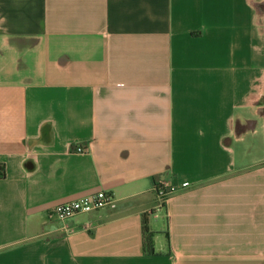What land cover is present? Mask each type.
<instances>
[{"label":"crops","instance_id":"1","mask_svg":"<svg viewBox=\"0 0 264 264\" xmlns=\"http://www.w3.org/2000/svg\"><path fill=\"white\" fill-rule=\"evenodd\" d=\"M259 134L264 0H0V264H264Z\"/></svg>","mask_w":264,"mask_h":264},{"label":"built area","instance_id":"2","mask_svg":"<svg viewBox=\"0 0 264 264\" xmlns=\"http://www.w3.org/2000/svg\"><path fill=\"white\" fill-rule=\"evenodd\" d=\"M71 151L73 153L85 152L79 145L72 146ZM172 191L173 189L171 187L169 188L165 185L157 186L161 207L165 205ZM116 206V200L111 193L100 191L59 205L56 209L55 216L59 221H66L79 214H89L106 208L115 209Z\"/></svg>","mask_w":264,"mask_h":264},{"label":"trees","instance_id":"3","mask_svg":"<svg viewBox=\"0 0 264 264\" xmlns=\"http://www.w3.org/2000/svg\"><path fill=\"white\" fill-rule=\"evenodd\" d=\"M3 176H4V171L1 168L0 169V177H3ZM143 234H144V251H145V254L146 255H152V256L157 255V254H155V251H154V240H153L154 233L149 231L148 222L146 219L143 221Z\"/></svg>","mask_w":264,"mask_h":264},{"label":"rangeland","instance_id":"4","mask_svg":"<svg viewBox=\"0 0 264 264\" xmlns=\"http://www.w3.org/2000/svg\"><path fill=\"white\" fill-rule=\"evenodd\" d=\"M263 137H262V134H259L257 135L256 137V141H255V154L257 156H261L262 153V150L264 149V141H262ZM245 146H248V144H244Z\"/></svg>","mask_w":264,"mask_h":264}]
</instances>
